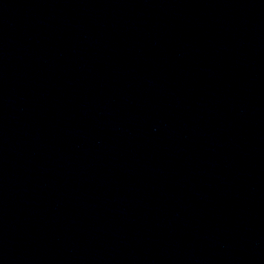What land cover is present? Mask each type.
I'll return each mask as SVG.
<instances>
[{"label": "water", "instance_id": "95a60500", "mask_svg": "<svg viewBox=\"0 0 264 264\" xmlns=\"http://www.w3.org/2000/svg\"><path fill=\"white\" fill-rule=\"evenodd\" d=\"M0 264H264V0H0Z\"/></svg>", "mask_w": 264, "mask_h": 264}]
</instances>
